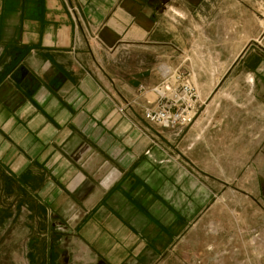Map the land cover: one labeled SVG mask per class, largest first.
<instances>
[{
	"label": "rangeland",
	"instance_id": "rangeland-1",
	"mask_svg": "<svg viewBox=\"0 0 264 264\" xmlns=\"http://www.w3.org/2000/svg\"><path fill=\"white\" fill-rule=\"evenodd\" d=\"M196 1L145 0L146 39L115 60L102 51L110 113L79 115L86 127L71 114L49 153L0 131V264H264V0ZM179 66L205 103L188 126L161 129L138 89ZM132 133L147 147L112 164L111 139ZM111 168L131 171L133 186L111 184ZM118 193L134 209L116 208Z\"/></svg>",
	"mask_w": 264,
	"mask_h": 264
},
{
	"label": "crops",
	"instance_id": "crops-1",
	"mask_svg": "<svg viewBox=\"0 0 264 264\" xmlns=\"http://www.w3.org/2000/svg\"><path fill=\"white\" fill-rule=\"evenodd\" d=\"M195 2L174 0L177 9ZM150 12L145 0H0V131L13 137L23 135L28 144L21 143L29 145L32 153L46 147L49 153L54 131L66 129L71 114H78V124L86 127V118L79 115L110 113L108 94L97 88L104 75L102 51L113 54L111 60H115L120 49L128 50L134 42L144 41L150 33ZM94 34L101 44L94 40ZM162 43L172 46V40ZM200 53L203 61L206 53ZM204 87L206 84L201 85L203 91ZM116 138L110 143L112 164L119 156L129 164L147 147V141L133 133ZM120 142L125 147L119 155ZM26 160L17 158L18 163ZM163 164L159 173L167 178L171 169L167 171ZM114 169L110 183L120 180V190H129L133 173L127 171L121 177ZM120 194L112 204L134 209L129 198L127 201Z\"/></svg>",
	"mask_w": 264,
	"mask_h": 264
},
{
	"label": "built area",
	"instance_id": "built-area-1",
	"mask_svg": "<svg viewBox=\"0 0 264 264\" xmlns=\"http://www.w3.org/2000/svg\"><path fill=\"white\" fill-rule=\"evenodd\" d=\"M138 91L144 98V119L165 130L188 126L205 103L196 73L182 66L164 67L157 85L150 88L141 85ZM133 103L134 100H125L122 105H116V109L124 114Z\"/></svg>",
	"mask_w": 264,
	"mask_h": 264
}]
</instances>
